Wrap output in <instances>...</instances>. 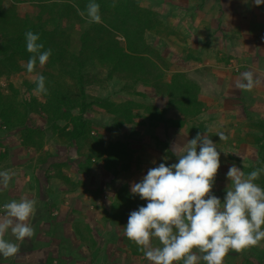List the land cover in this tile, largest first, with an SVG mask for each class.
Returning <instances> with one entry per match:
<instances>
[{"label": "rangeland", "instance_id": "rangeland-1", "mask_svg": "<svg viewBox=\"0 0 264 264\" xmlns=\"http://www.w3.org/2000/svg\"><path fill=\"white\" fill-rule=\"evenodd\" d=\"M89 2L47 1L75 5L81 11ZM95 2L100 5L99 24L89 23L86 16L78 14L77 7L75 12L72 7H65L67 19H57L60 16L57 10L62 7H53L55 20L47 28L50 35H59L63 50L52 51L48 62L44 66L38 63L32 73L26 69L31 53L17 62L22 65L20 68L0 63V94L22 106L28 118L26 124L6 127L4 123V129H12L19 136L21 133L24 140L18 146L20 150L32 148L33 160L54 164L61 171L70 168L73 175L69 184L77 180L71 166L78 163L87 166L84 192L90 204L84 214L88 220L89 216L101 218L100 227L96 222L93 225L110 233L114 228L110 220L114 207L109 202L116 196L115 189L122 184L119 190L129 197L132 211L146 205V200L143 203L131 193V185L161 162H178L173 151L182 150L178 131L185 120L187 127L193 126L196 132L209 135L219 145L221 162L246 166L238 154L243 150L241 146L231 143L233 149L228 151L229 142L214 137L205 119L199 116L212 106L225 115L223 108H238L241 112V107H247L246 102L252 105L244 96L247 91L236 86L243 79V72L252 71L255 85L260 83L264 87V4L256 6L253 0H130V8L126 10L123 3L118 6V0ZM18 7L20 13L26 14L29 2L19 3ZM102 27L124 41L131 54L150 60L151 78L144 81L109 77L98 57L90 59L79 77L75 58L85 32L92 37L90 42L98 43L95 38H101ZM0 42L2 58L10 52V42L1 36ZM93 52L86 48L84 54L89 57ZM174 74H184L194 82L202 106L196 114L182 111L168 94L164 84ZM37 75L46 77V94H34ZM251 91L255 92V87ZM245 111L253 112L247 108ZM255 118L259 120L256 127L264 129V117ZM80 130L82 134L75 136ZM222 150L229 153L224 156ZM255 162L254 157L247 160L251 167ZM258 180L259 186L264 185V174ZM218 181L230 183L228 178L217 175L215 183ZM212 192L221 200L226 195V189L214 186ZM251 248L241 252L243 264H264V241L255 247L257 254Z\"/></svg>", "mask_w": 264, "mask_h": 264}, {"label": "clouds", "instance_id": "clouds-1", "mask_svg": "<svg viewBox=\"0 0 264 264\" xmlns=\"http://www.w3.org/2000/svg\"><path fill=\"white\" fill-rule=\"evenodd\" d=\"M253 3L259 6L264 0ZM74 7L89 23H102L100 5L95 0H90L84 11ZM24 35L27 51L32 54L26 69L32 73L37 63L44 66L48 62L52 49L44 50L38 33L29 30ZM241 75L243 79L236 86L251 91L256 83L253 72ZM34 83V94L48 92L45 76L37 75ZM216 135L220 140L228 138L224 132ZM173 154L178 162H161L131 185V193L147 203L130 212L124 234L144 257L151 264H224L230 251L239 253L259 246L264 241V188L256 181L264 174V167L246 174L231 165L226 173L230 183L221 200L212 192L221 152L209 135L197 132L182 150H174ZM14 175L11 170L0 171V187L7 188ZM3 208L0 255L8 259L16 256L21 247L6 238L9 232L21 243L35 236L29 221L36 215L37 201L21 196ZM153 241H158V245Z\"/></svg>", "mask_w": 264, "mask_h": 264}, {"label": "crops", "instance_id": "crops-1", "mask_svg": "<svg viewBox=\"0 0 264 264\" xmlns=\"http://www.w3.org/2000/svg\"><path fill=\"white\" fill-rule=\"evenodd\" d=\"M262 75L264 77V74ZM261 85L260 83L254 85L255 92L244 93V96H247L246 101H252V105L246 102V108L253 110L251 114L245 111L246 108L241 107V112L238 108L234 110L223 108L222 111L226 113L224 115L223 112H219L220 109L212 106L205 107L206 111L199 116L205 119L208 130L218 140H220L216 135L218 132L226 134L228 137L226 141L230 143L227 145L228 149H233L231 143L241 146L243 150L238 154L242 156L246 165L241 167L246 174L256 168L264 167V129H259L255 125L259 122L255 117H264V87ZM235 114L238 117H233ZM183 123L178 131L181 138L179 142H182L180 148L186 146L188 140L197 134L193 126L187 127L186 120ZM21 136V133L19 136L12 129H4V122L0 116V171L11 170L15 173L7 188L0 187V216L4 215L5 203L13 199L18 200L21 196L34 199L37 201V211L29 223L34 227L36 234L21 243L9 232L6 238L20 243V251L16 256L8 259L0 255V264H104L108 259L110 262L106 264H148L142 252L140 253L142 255L138 256L137 245L124 234V227L133 204L129 197L124 196V192L119 190L122 184L115 187L116 196L112 202H109L114 207V211L110 214L114 228L108 233V229L99 228L102 225L101 218L89 216L90 220H88L84 214L90 204L84 192L87 166L84 163H78L76 167L71 166L76 171L77 180L69 184L73 175L72 170L68 168L61 171L54 164L49 166L47 162L39 163L38 160H33L31 154L35 151L32 148L19 149L18 146H21L24 140ZM225 147L222 146V149ZM18 156L23 157L18 158ZM250 157L256 158L252 167L251 164H247ZM221 163L217 175L224 179L227 178L226 173L231 162L226 163L223 160ZM143 172L145 170L141 174ZM256 183L259 184V180ZM227 186L225 182L218 181L214 188L225 190ZM261 187L264 188V185ZM143 203L146 202L143 200ZM95 222L99 227L93 225ZM158 243L153 241L154 245ZM251 249L255 253L258 251L255 247ZM242 253L230 251L224 259V264H243Z\"/></svg>", "mask_w": 264, "mask_h": 264}, {"label": "trees", "instance_id": "trees-1", "mask_svg": "<svg viewBox=\"0 0 264 264\" xmlns=\"http://www.w3.org/2000/svg\"><path fill=\"white\" fill-rule=\"evenodd\" d=\"M47 1L48 0H0V36L7 37L10 42V52L6 55L3 54L4 56L0 58V63L4 66L7 62L9 65L14 66V68L22 67V65L17 62L21 60V57L26 56L28 58L27 55H29V52L26 48L24 34L29 30L40 35L39 42L44 44V50L48 48L56 52L59 49L63 50L64 46L61 45L62 42L57 38L59 35H50V31L47 28L48 23L55 20V16L53 17L54 9L52 8L59 7V5L62 7L61 11L57 10L58 15H60L57 19H67V14L65 13L68 12L65 10V7H72L74 12L76 8L71 4H51L47 3ZM100 1L104 3L106 0ZM24 2H29V10L26 14L20 13V10L18 11L19 3ZM119 3H123V7L126 10L130 8V0H118V6ZM34 8H36L35 11H33ZM99 32L101 38H95L98 43L90 42L93 39L89 36L90 34L88 31L85 32L84 40H82V46L80 47L81 49L75 58V66L79 72V77H82L81 72L86 64L91 61L90 59L98 57L99 63L107 69L109 77H127L130 80L144 81L151 78L150 75L152 72L150 68L153 64L148 58L131 54L125 42L117 39L108 29L102 27V30ZM86 48H90L94 51L89 57L84 54ZM37 72L40 73V69L37 68ZM149 72H151L150 75H148ZM164 85L170 97H174V102L182 111L196 114V112L202 108L201 102L197 99L198 95L194 82L185 77L184 74H174L170 77V81H165ZM2 100L5 104L1 102ZM0 103V116L6 127L24 124L28 119L24 116L22 106H16L9 97L0 94ZM81 134L82 132L80 130L75 136L79 137Z\"/></svg>", "mask_w": 264, "mask_h": 264}]
</instances>
